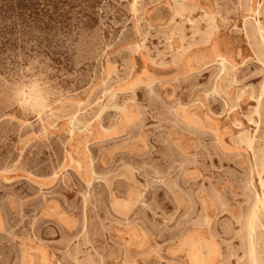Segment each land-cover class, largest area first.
I'll use <instances>...</instances> for the list:
<instances>
[{
  "label": "rangeland",
  "instance_id": "rangeland-1",
  "mask_svg": "<svg viewBox=\"0 0 264 264\" xmlns=\"http://www.w3.org/2000/svg\"><path fill=\"white\" fill-rule=\"evenodd\" d=\"M182 1L0 0V264H248L256 196L264 264V0Z\"/></svg>",
  "mask_w": 264,
  "mask_h": 264
},
{
  "label": "bare ground",
  "instance_id": "bare-ground-1",
  "mask_svg": "<svg viewBox=\"0 0 264 264\" xmlns=\"http://www.w3.org/2000/svg\"><path fill=\"white\" fill-rule=\"evenodd\" d=\"M176 1V0H175ZM182 1V0H181ZM184 1V0H183ZM182 1V2H183ZM181 2V3H182ZM185 2V1H184ZM175 3V5L177 6V4H176V2H174ZM186 3V2H185ZM252 3V2H251ZM186 5V4H185ZM179 6V5H178ZM187 7V6H186ZM190 7V6H189ZM194 7V6H193ZM174 8H176V7H174ZM188 8V7H187ZM250 8H251V6H250ZM178 9V8H177ZM193 9V8H192ZM180 10H181V8H180ZM199 10V9H198ZM198 10H196V11H198ZM184 11V10H183ZM194 11V10H193ZM136 12V11H135ZM181 12V14L183 13L182 11H180ZM191 12V11H190ZM251 12V11H250ZM177 13H178V11H177ZM185 13H186V11H185ZM184 13V14H185ZM208 13V12H207ZM259 13V12H258ZM180 14V15H181ZM177 15V14H176ZM179 15V14H178ZM212 15V14H211ZM217 15V14H216ZM184 17V16H183ZM176 18H178V16H176ZM148 19V18H147ZM216 22V21H215ZM255 26V25H254ZM261 26V25H260ZM217 27V26H216ZM258 27V26H257ZM256 28V27H255ZM261 29H262V27H260ZM258 29V28H257ZM256 29V30H257ZM264 30V29H263ZM262 30V32H264ZM259 32V31H258ZM180 33V32H179ZM217 33V32H216ZM254 33H255V31H254ZM175 34V33H174ZM255 35H257V33L255 34ZM254 34H253V36H255ZM213 37H214V35H213ZM260 37V36H259ZM251 39H252V36H251ZM256 40H254V43H256L257 44V41L255 42ZM259 42V41H258ZM230 43V42H229ZM264 45V44H263ZM209 46V45H208ZM259 46V45H258ZM257 46V47H258ZM256 47V46H255ZM257 47H256V49H257ZM260 48H261V46H260ZM259 47H258V49H260ZM139 49V48H138ZM258 52H260V50L258 51ZM260 54V53H259ZM264 55V54H263ZM263 55H262V57H263ZM259 58H261V55H260V57ZM184 60V59H183ZM218 61V60H217ZM260 61V60H259ZM220 63L219 64H221L222 65V67H223V70L224 71H226V63H225V61L224 60H220L219 61ZM262 62V61H261ZM263 62H264V60H263ZM230 67V66H229ZM225 75V74H224ZM226 76V75H225ZM222 80V79H221ZM254 93V92H253ZM43 95L42 94H40V92H39V90H37V89H34L33 90V92H32V94L30 95V99H29V102L36 108V109H44V101L46 100V99H44L43 97H42ZM97 106V105H96ZM98 108V107H97ZM7 115V114H6ZM242 140L245 142V144L247 145V148H249V149H253V144H254V138H252V137H250V136H247L246 134H242ZM243 142V143H244ZM241 143V142H240ZM264 156V155H263ZM262 159V158H261ZM260 161V160H259ZM260 162H262V161H260ZM259 162V164H261ZM262 165V164H261ZM261 165H260V167H261ZM259 167V168H260ZM264 167V166H263ZM156 177V176H155ZM264 180V179H263ZM262 185H263V182H262ZM256 198H257V200H256V203H257V206H255V208L253 209V211H252V213H250V217H248L249 218V220L250 221H247V222H249L248 223V236H249V241H248V254H247V256H248V264H261V262H260V260L258 259L259 257H258V255H259V253L257 254V242H256V240H257V238H258V236H257V238L255 239V233H256V230H257V223H258V217L260 216V213H262L261 212V203H262V199H261V197H257L256 196ZM260 204V205H259ZM264 204V203H263ZM263 209V208H262ZM262 222V221H261ZM259 230V229H258ZM261 230V229H260ZM261 232V231H260ZM262 233V232H261ZM263 234V233H262ZM259 241H262V240H259ZM259 246V245H258ZM182 247L184 248V250H185V252H187V255H188V257H189V259H190V262H191V264H215L219 259H220V253H219V251H218V249H216V248H212V247H206L205 249H206V253H204L203 251H201L200 249H198L197 247H192L191 245H189L187 242H183V244H182ZM204 248V247H203ZM222 254V253H221ZM261 258V257H260Z\"/></svg>",
  "mask_w": 264,
  "mask_h": 264
}]
</instances>
